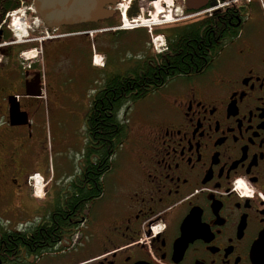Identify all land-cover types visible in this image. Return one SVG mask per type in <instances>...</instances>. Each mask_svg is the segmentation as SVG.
Returning <instances> with one entry per match:
<instances>
[{"label": "flooded vegetation", "instance_id": "1", "mask_svg": "<svg viewBox=\"0 0 264 264\" xmlns=\"http://www.w3.org/2000/svg\"><path fill=\"white\" fill-rule=\"evenodd\" d=\"M124 1L111 7L110 19L49 30L53 37L43 44L47 57L63 55L72 38L84 44L92 37L141 31L152 64L156 52L148 31L121 29ZM143 2L149 3L138 0L140 7ZM210 7L213 16L226 11L234 17V30L220 40L217 56L204 70L148 85L144 98L123 106L126 115L136 112L138 125L123 121L126 136L101 178V194L73 212L70 222L79 224L46 254L62 255L68 264H264V0H210ZM183 21L177 18L155 34ZM54 41L59 46L50 53ZM100 49L111 54L108 45ZM7 51L15 63L18 50ZM129 71L133 78L144 73L139 63ZM38 74L44 88L40 70L7 71L0 65V124L5 127L0 157L14 172L42 168L35 145L30 151L20 140L22 126H11L9 101L25 95ZM17 76L22 77L18 82ZM19 103L27 108L22 98ZM27 178L23 190L29 189ZM66 195L73 191L62 194L49 187L42 200H32L39 217L34 225L43 226L56 204L68 209Z\"/></svg>", "mask_w": 264, "mask_h": 264}, {"label": "rangeland", "instance_id": "2", "mask_svg": "<svg viewBox=\"0 0 264 264\" xmlns=\"http://www.w3.org/2000/svg\"><path fill=\"white\" fill-rule=\"evenodd\" d=\"M176 1L173 0L172 5L166 6L167 2L165 0H159V2H163L162 6L166 10L163 15L165 18L161 16L159 20L163 21L166 19V22H169L171 15V19H177V15H181L185 1L178 0V3ZM128 3L129 1L125 0L122 4L125 6ZM183 16L182 19L189 17L185 14ZM125 18L127 17L125 16ZM143 19L141 17L137 21L138 24L133 25V27H129L133 23L125 21L127 25L125 27L123 25V27L152 28L153 37H155L157 35L154 29L162 30L169 26L168 23L147 26ZM28 20L31 21L32 19L29 18ZM150 20H152V17H146V21ZM6 41L8 43L12 42L10 34H8V40ZM42 41L35 42L34 46H32L33 48L25 50L26 52L33 49L39 57L38 63L33 67L40 70L45 91L44 101H39L32 111V121H29L30 128L28 126L27 136L30 142L35 143L34 151L40 157L42 169L46 170L56 181L51 185L49 184L48 187L37 186L30 191L25 188L23 190L21 185L23 182L15 178V172H17L18 177H22L27 172V169L22 168L20 171L14 172L13 165L0 157V227L9 230L21 231L25 226L32 225L39 220L31 202L35 200L33 194L40 200L45 197L46 190L49 187H53L57 191L61 190L63 194L70 188L69 184L78 180L86 161L84 152L88 144L86 127V118L89 112L88 102L101 87V82L99 81L101 74L117 73L122 75L123 71L130 69L137 60L143 56L146 57L148 52L145 39L141 36V31L128 32L119 37L115 34L96 37L93 40L94 46L97 47L94 53L104 54L108 64L102 71H93L89 66L91 51L85 45H78L77 48H72L69 45L63 55L57 59L50 60L47 55L46 57L43 55L41 45L45 41ZM157 44L158 41L156 45L150 44V47L154 48L155 52L157 47H159ZM102 45L111 47V54L100 49ZM11 47L18 50V48H15L16 46ZM160 49L161 47L158 50ZM32 55L31 53L29 54V56ZM108 56L112 58L110 59ZM10 60L11 58L5 57L0 65H3L7 71L9 69L23 71L22 58L18 57L13 64H11ZM93 63L97 67H102L103 65L100 60L94 59V57ZM135 113L132 112L126 115V111L123 109L119 113V119L122 121L131 119L132 125L135 127L139 123L137 118H135ZM57 181H62V183L58 184ZM23 264H68V261L66 262V259L59 254H45L39 258H26Z\"/></svg>", "mask_w": 264, "mask_h": 264}, {"label": "trees", "instance_id": "3", "mask_svg": "<svg viewBox=\"0 0 264 264\" xmlns=\"http://www.w3.org/2000/svg\"><path fill=\"white\" fill-rule=\"evenodd\" d=\"M20 1L0 0V24L8 12L19 7ZM184 13L189 17L183 21V26L156 32L163 35L166 48L155 54L153 63H148L146 57L137 60L144 73L133 78L130 68L124 77L113 73L105 75L103 85L91 99L86 118V161L78 180L69 184L67 191L72 190L73 195L64 197L69 201L68 209L56 204L44 216L43 226L32 224L21 231L0 227V264H23L26 258L54 252L66 240V230L79 224L70 222L73 212L84 209L102 192L101 178L109 172L111 159L126 136V126L119 119L123 106L144 98L148 85L161 86L175 76L207 68L217 56L220 40L234 30V17L226 11L215 16L208 13L199 16L187 9ZM19 48L17 53L22 50ZM3 54L7 58L11 56L7 49Z\"/></svg>", "mask_w": 264, "mask_h": 264}, {"label": "water", "instance_id": "4", "mask_svg": "<svg viewBox=\"0 0 264 264\" xmlns=\"http://www.w3.org/2000/svg\"><path fill=\"white\" fill-rule=\"evenodd\" d=\"M31 2L42 20L49 29H57L61 26L78 25L83 23H96L110 19L115 11L111 7L116 6L119 0H27ZM149 3L158 0H148ZM138 0L132 1L126 16L129 21L136 18L141 12L138 8ZM210 6V0H185L188 11L200 13ZM41 75L38 74L34 81L27 84L26 97H40L43 93ZM11 126L29 125L27 109H21L16 97L10 98Z\"/></svg>", "mask_w": 264, "mask_h": 264}, {"label": "built area", "instance_id": "5", "mask_svg": "<svg viewBox=\"0 0 264 264\" xmlns=\"http://www.w3.org/2000/svg\"><path fill=\"white\" fill-rule=\"evenodd\" d=\"M29 18H32V21H29ZM38 23L39 18L36 16V12L33 6H25L24 4H22L19 9L8 13L3 23L0 25V32L2 31L4 25H6L8 30L12 33L14 40L11 43H7L1 41L0 37V49L9 44H20L38 40L30 38L31 33L35 32V27L38 25ZM1 59L2 58L0 56V60ZM30 184L33 188H36L37 186H45L44 179L40 175L32 176L30 178Z\"/></svg>", "mask_w": 264, "mask_h": 264}, {"label": "crops", "instance_id": "6", "mask_svg": "<svg viewBox=\"0 0 264 264\" xmlns=\"http://www.w3.org/2000/svg\"><path fill=\"white\" fill-rule=\"evenodd\" d=\"M54 42H49V50H51V51H49L50 53L52 52V50L55 51V50L58 49V46L59 45H57V43L56 42L54 43ZM84 44L91 51V56H90V59H89V66H90V68H92L93 71H95V70L102 71L106 67V65L108 63L106 61L104 67H97V65L95 66V64L93 63L94 50H96L97 48H96V46H94L92 38L86 39V41L84 42ZM84 44H83V40L80 39V38H72L69 41V45L72 48H77L78 45L83 46ZM45 52L46 51H43V55L46 57ZM97 54H99V53H97ZM99 55H103V54H99ZM49 59L50 60H53V59H57V58H55V57H53V55H51L49 57ZM101 75L102 76H101V78H100L99 81L101 82V85H103V83L105 81V75L104 74H101ZM21 78H22L21 76H17L16 77L17 82L20 81ZM44 96H45V91H44V94H43V96L41 98H35V97L22 98V102L25 105V107H27L28 112H32L33 109H34V107L39 103V101H44V98H45ZM88 103H89V108H90L91 100H89ZM27 128L28 127H23V129H21L19 131V133H20V140H22L21 142H23V143L26 142L27 145L29 147H31L30 148V151H32V148H33L32 146H34L35 143L29 141L28 136H27V134H28ZM4 129H5V127L4 126H1V124H0V131H2ZM34 173H40V174L44 175L46 178H48V179H51L52 178L53 179L52 180V183H55V181H56L54 177H52L46 170L44 171L42 168H37V169H34V170H28L24 175H22V177H18V175H16L15 178L17 180H20L21 182H25L26 178L29 177L30 175L34 174ZM57 183L58 184L59 183H62V181L61 182L57 181Z\"/></svg>", "mask_w": 264, "mask_h": 264}, {"label": "bare ground", "instance_id": "7", "mask_svg": "<svg viewBox=\"0 0 264 264\" xmlns=\"http://www.w3.org/2000/svg\"><path fill=\"white\" fill-rule=\"evenodd\" d=\"M167 2V4H165L166 6L168 5H172L173 4V0H165ZM163 3V2H162ZM162 3L158 1L156 2H153V3H147V2H143L142 5H141V10L143 11V13H146L147 11H150L151 15L150 16H142L145 20V25L147 26H150V25H158V24H162V21L159 20L161 16H163L165 14V8L162 6ZM129 7V3L128 5H125V6H121V11L123 12V14L126 16V11ZM127 17V16H126ZM146 17L149 18V17H152V20L150 21H146ZM128 18V17H127ZM125 18L124 21H127L129 22V19ZM141 17H139L140 19ZM138 19V20H139ZM162 19V18H161ZM138 20H135V21H131V24L132 25H135V24H138L137 21ZM142 20V21H143ZM126 23V22H125ZM143 23V22H142ZM129 25V24H128ZM144 25V26H145ZM143 26V25H142ZM130 27V26H129ZM99 60V58H98Z\"/></svg>", "mask_w": 264, "mask_h": 264}]
</instances>
